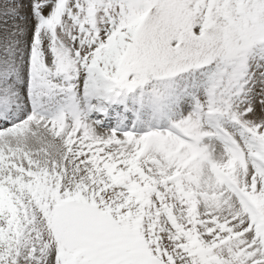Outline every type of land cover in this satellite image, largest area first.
I'll return each instance as SVG.
<instances>
[{
	"label": "snow or ice",
	"instance_id": "1",
	"mask_svg": "<svg viewBox=\"0 0 264 264\" xmlns=\"http://www.w3.org/2000/svg\"><path fill=\"white\" fill-rule=\"evenodd\" d=\"M0 264H264V0H0Z\"/></svg>",
	"mask_w": 264,
	"mask_h": 264
}]
</instances>
